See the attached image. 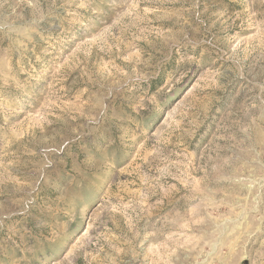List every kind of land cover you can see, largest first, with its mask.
Here are the masks:
<instances>
[{"label": "rangeland", "instance_id": "374dc122", "mask_svg": "<svg viewBox=\"0 0 264 264\" xmlns=\"http://www.w3.org/2000/svg\"><path fill=\"white\" fill-rule=\"evenodd\" d=\"M0 264H264V0H0Z\"/></svg>", "mask_w": 264, "mask_h": 264}]
</instances>
